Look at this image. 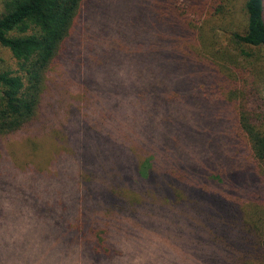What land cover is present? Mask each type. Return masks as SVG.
Returning a JSON list of instances; mask_svg holds the SVG:
<instances>
[{"label": "trees", "instance_id": "1", "mask_svg": "<svg viewBox=\"0 0 264 264\" xmlns=\"http://www.w3.org/2000/svg\"><path fill=\"white\" fill-rule=\"evenodd\" d=\"M216 1L128 0L120 8V29L130 34L112 38L101 59L113 46L123 75L113 69L110 92L96 93L101 124L94 126V114L82 124L86 172L59 169L61 184L52 190V161L23 170L29 191L21 208L0 211V237L15 248L28 221H56L69 241L55 251L79 246L85 264H116L123 251L114 231L123 220L141 229L172 214L170 226L189 218L188 225L199 222V237L208 232L211 251L199 247L213 255L207 260L264 264V0L245 1L243 27L234 0ZM92 2L0 0V44L18 66L0 68V139L40 123L50 77L81 47L80 21ZM214 16L240 54L216 50L206 30ZM90 136L101 138L92 152ZM52 192L60 197L52 200ZM33 253L10 255L7 263L38 264Z\"/></svg>", "mask_w": 264, "mask_h": 264}, {"label": "rangeland", "instance_id": "2", "mask_svg": "<svg viewBox=\"0 0 264 264\" xmlns=\"http://www.w3.org/2000/svg\"><path fill=\"white\" fill-rule=\"evenodd\" d=\"M127 1L93 0L80 21L81 47H73V52L70 54L69 51L57 63L52 78L50 77V89L44 100L43 118L40 123L26 132L0 139V211L22 207L26 192L29 191L24 188L23 170L34 172L38 168L44 169L52 161L49 170L50 174L52 173V179L50 178L49 181L52 190L57 189L61 184L57 172L59 169L64 170L70 165V171L83 174L86 172L84 166L87 151L84 137L86 132L82 124L90 114L98 115L93 121L94 126L98 127L101 124V118L104 116L99 114L97 107L99 97L96 93L102 96L103 93L110 92L113 69L120 77L123 75L119 66L120 52L112 46L105 59H101V53L102 47H108L112 38L118 37L122 32L130 34L129 28L125 25L123 30L120 29L117 16L118 11ZM245 1L234 0L237 9L235 22L242 27L246 21L243 8ZM225 28L222 17L219 16L212 17L206 23V30L212 33V43H217L216 50L224 48L240 54V50H236V45L231 43L230 32H224ZM261 54L263 56L264 53ZM0 68L18 69L17 61L11 52L1 44ZM90 71H96L95 75ZM91 77L94 83L89 82ZM259 85L260 92L264 93V76L259 80ZM87 90H89L88 94L93 93L95 96L91 108L84 102ZM131 126L132 124L128 122L127 128ZM90 138L93 147H88V151L92 152L101 138L96 136ZM61 151L64 156L58 158ZM38 191L40 193V188ZM60 194L52 192V200L59 198ZM171 216L172 214L170 218L155 220L157 225L154 226L142 225L141 229L135 219L123 220L124 226H121L120 230L117 228L119 232L114 231L117 236L115 241L123 251V256L116 264H216L213 258L207 260L206 256L213 257L212 254L203 255L199 252V247L211 251V246L205 242L208 232L204 234L205 238L199 237V222L194 219L191 226L188 225L189 218H185L182 224L170 226L167 222ZM133 224L135 227H132ZM26 226L28 233L25 234L26 228L17 231L21 243L16 242L15 248L11 241L0 237V264H8L7 257L10 255L18 257L21 254V257H25V253L30 255L31 252L36 256L39 254L38 260L42 258L38 264H85L79 246L75 253L69 249L68 254L54 250L56 246H62L65 250L64 245L69 241L63 236L64 224L56 221L47 224L44 220H40L28 221ZM47 227L50 236L46 238Z\"/></svg>", "mask_w": 264, "mask_h": 264}]
</instances>
